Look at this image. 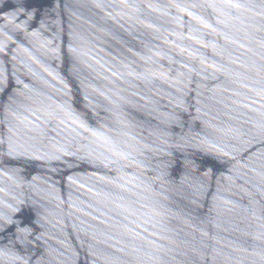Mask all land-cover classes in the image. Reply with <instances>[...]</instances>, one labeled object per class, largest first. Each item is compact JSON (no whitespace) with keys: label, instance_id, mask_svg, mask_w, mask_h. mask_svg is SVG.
<instances>
[{"label":"water","instance_id":"1","mask_svg":"<svg viewBox=\"0 0 264 264\" xmlns=\"http://www.w3.org/2000/svg\"><path fill=\"white\" fill-rule=\"evenodd\" d=\"M0 264H264V0H0Z\"/></svg>","mask_w":264,"mask_h":264}]
</instances>
